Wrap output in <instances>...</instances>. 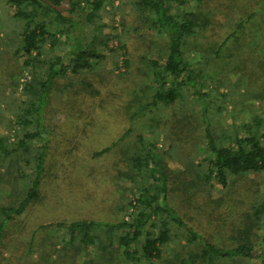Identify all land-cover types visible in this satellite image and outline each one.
Segmentation results:
<instances>
[{
    "label": "trees",
    "instance_id": "obj_1",
    "mask_svg": "<svg viewBox=\"0 0 264 264\" xmlns=\"http://www.w3.org/2000/svg\"><path fill=\"white\" fill-rule=\"evenodd\" d=\"M48 1L56 6L63 2ZM105 1L70 0V9L59 12L42 0H2L5 6L14 8L11 19L21 20L23 26L20 32L10 34L0 44V56H6L7 51H10L11 55L22 58L18 68L10 65V61L0 59V116L16 113L20 133L17 142L0 137V166L6 167L9 174V169H19L21 162L26 167L32 165V168L27 169L31 177H25L23 173L20 176H24L26 182L22 198L0 206V244L8 225L22 215L28 206L40 201V186L46 170L44 163L57 162L58 149L49 147L48 138L36 148L27 143L52 135L44 119L45 110L51 106L48 100L53 92L64 94L67 89L68 93L69 89L75 87L72 84L59 87L58 78L90 72L105 59L97 49L95 36V39L92 38L85 44L75 39L66 64L62 56L53 52L61 49L65 42H61V38L68 36L69 29L75 26L80 28L83 24L95 25L101 17L99 12L104 10ZM193 1L195 4L188 11L181 10L184 0L134 1V11L139 22L148 25L157 36H165L166 47L161 52L164 58L150 61L144 71V75L148 74L154 81L155 88H150L153 90L152 94L145 97L147 100L144 104L138 102L137 112L130 117H136L145 111L153 112L161 104L169 107L177 101L183 89L193 90L192 93L196 94V82L201 77L215 83L204 73L205 60L202 59V54L205 56L208 50L203 46H195L194 41L198 37L208 38L219 49L225 44V100H229L232 106L233 121L245 113L251 114L253 109L257 112L251 101L258 103L262 114H251L238 125L233 122L223 137L215 136L210 121L206 116L202 118L204 157L199 163L193 160L185 162L186 168L180 173V180L170 177L166 166L162 167L160 161L156 160L152 151L143 143L141 135L134 142L128 143L126 139L131 130H126L117 143L122 149V159L119 162H129V171L124 174L135 190L134 197L128 202L131 212L127 218L114 224L77 220L39 226V230L66 232L68 239L63 248L65 251L73 249L75 252L72 257L59 258L62 264H78L77 255L87 247L96 250L97 257L81 264H154L155 260L161 258L165 245L178 236L185 240V245H180L181 249L191 248L190 251L196 253L190 252L185 258L174 253V261L170 264H215L216 260H231L234 263L256 260L259 264H264V231L260 236L256 233L264 226V198L250 204H238L232 197L236 194L232 192L234 187L231 185L234 180L238 181L248 174L264 173V0H225L224 13L221 4L215 0ZM73 14L83 21H74L67 16ZM222 28H225V38L216 37L212 40L214 35L207 36V33H215ZM15 38L17 44L11 51ZM109 40L110 38H106L105 42L100 43L107 44ZM119 47L123 49L124 45L120 44ZM109 50L117 52L115 48ZM241 50L245 51L239 54ZM195 53L200 57L193 66L190 57ZM123 64L127 68V62ZM22 72L28 73L30 78L20 88L23 99H16L14 93L19 89V84L14 78ZM229 74L237 75L236 86L226 84L229 82ZM91 86L86 83L81 89H91ZM243 88L246 90L244 95L240 94ZM3 89H8L9 94L4 93ZM198 93L195 96L204 97L199 91ZM70 94L74 97L79 95L75 90H71L68 95ZM3 102L7 103L5 110L1 108ZM72 108L71 115L77 114V104H72ZM185 121L184 126L187 128L195 124L189 119L180 120L182 124ZM124 148H127V154ZM110 149L107 147L94 156ZM194 149L192 145V150ZM185 175H195L197 179L188 180ZM212 179H217L228 191L224 215L213 220L219 229L225 228L222 231L225 230V238L229 242L225 248L211 243V235L207 238L201 236L187 222L191 221V217L181 215L167 201L170 194L181 191L183 204L186 202L185 205L198 216L207 210L208 213L212 210L213 215L215 208L222 207L224 199L204 201L199 205L190 201L191 198H208L209 191L213 188ZM198 216H194L196 220H199ZM113 246L119 249V254L113 251Z\"/></svg>",
    "mask_w": 264,
    "mask_h": 264
},
{
    "label": "rangeland",
    "instance_id": "obj_2",
    "mask_svg": "<svg viewBox=\"0 0 264 264\" xmlns=\"http://www.w3.org/2000/svg\"><path fill=\"white\" fill-rule=\"evenodd\" d=\"M134 1L106 0L104 10L99 12L101 17L96 21V27L83 24L80 28L75 26L69 29L68 36L61 38V42L65 40L61 49L58 48L53 52L62 56L66 64L70 59L68 52L75 39L85 44L90 39H95V36L97 49L105 59L96 64L90 72H83L78 76L68 74L64 79L58 78L59 87L72 84L75 87L69 89L68 93L75 90L79 95L77 97L68 95V89L64 94L53 92L51 99L48 100L53 106L48 107L44 114L45 124L52 135H45L27 143L28 146L36 148L48 138L49 147L53 149L57 147L59 156H56L57 162L44 163L46 170L40 186V201L28 206L22 215L8 225L0 244V264H62L59 258L74 256L73 249L65 251L63 248L68 239L64 230H39L38 227L41 225L77 220L114 224L128 217L131 212V209H128V202L134 197L135 190L124 174L129 171V162H119L122 159V149L117 143L126 130H131L126 139L128 143L134 142L137 136L141 135L143 143L152 151L156 160L160 161L162 167L166 166V172L170 177L180 180V173L186 168L185 162L193 160L199 163L204 157L202 118L206 116L210 121L215 136L223 137L233 122L238 125L251 114H262L258 103L251 101L257 112L253 109L251 114L245 113L233 121L232 106L229 100H225V44L219 49L216 43L208 38L198 37L194 41L195 46H203L208 50L205 56L204 53L202 54V59L205 60L204 73L215 82L211 83L210 80L202 77L196 82V90L204 97L195 96L199 94L198 91L193 94V90L183 89L177 101L169 107L161 104L153 112L145 111L136 117H130L137 112L138 102L144 104L147 100L145 97H148L149 93L152 94L153 90L150 88H155L154 81L148 74L145 76L144 71L150 61L164 58L161 52H164L166 47L165 36H157L148 25L139 22L134 11ZM184 1L181 7L183 11H188L195 4L193 0ZM215 2L221 4L224 13L225 0H215ZM13 13L14 8L5 6L0 0V44L1 41L7 40L10 34H16L22 29L21 20L11 19ZM67 16L74 21L80 19L81 22L83 21L75 14ZM213 35L212 40L216 37L225 38V28L215 33H207L209 37ZM106 38H110L107 44H101L100 42H105ZM13 40L15 42L11 44V51L17 44V38ZM120 44L124 45L123 49H119ZM110 48H115L117 52L112 53ZM244 51H239V54ZM199 57L198 53L191 55L193 66ZM0 59L10 61L9 64L17 68L22 62L21 57L11 55L10 51H7L6 56L1 55ZM125 61L127 68L123 64ZM227 77L229 82L226 84L237 85V75L229 74ZM29 78V74L25 72L15 76L14 80L19 84V89L14 93L16 99H23L20 88L29 81ZM86 83L92 85L91 89L82 90L83 84ZM8 89H3L4 93L9 94ZM245 92L243 88L240 94L244 95ZM72 104L78 106L75 115H71ZM1 108L5 110L7 103L3 102ZM17 119L16 113H5L0 116V137H7L10 142H17V137L20 135ZM186 119L194 121L195 124L185 127L186 121L182 124L180 120ZM107 147L111 148L108 152L94 156ZM124 149L127 154V148ZM31 166L26 167L21 162L19 169H9L10 174L7 173L6 167L0 166V206H6L22 198L26 182L24 176H20L22 173L25 177L30 176L31 173L27 169ZM185 176L188 180L197 179L195 175ZM211 184L213 188L209 191L208 198H191L190 201L199 205L204 201L216 202L224 199L222 207L215 208L213 215L212 210L210 213L207 210L198 216L185 205L186 202L183 204L181 191L170 194L167 201L178 213L191 217V221L187 222L201 236L207 238L211 235L209 238L211 243L225 248L227 244L229 245L225 238L227 234L225 230L222 231L225 228L219 229L220 227L213 220L224 215L225 197L228 196V191L217 179H212ZM231 185L234 187L232 192L236 194L232 197L238 204L243 202L250 204L264 198V173L248 174L238 181L234 180ZM194 216H198L199 220ZM263 231L264 226L256 233L260 236ZM180 245H185L184 238L181 236L173 238L162 249L161 258L155 260L154 264H170L174 261V253H179L181 258H185L190 252L196 253L190 251L191 248L181 249ZM112 249L116 254L120 253L115 246ZM80 251L76 257L78 264L97 257L96 250L91 247ZM215 264L259 263L256 260L240 263L216 260Z\"/></svg>",
    "mask_w": 264,
    "mask_h": 264
},
{
    "label": "water",
    "instance_id": "obj_3",
    "mask_svg": "<svg viewBox=\"0 0 264 264\" xmlns=\"http://www.w3.org/2000/svg\"><path fill=\"white\" fill-rule=\"evenodd\" d=\"M44 3H46L51 8L55 9L56 11L62 12L70 9V0H63L62 4L56 6L53 3H51L48 0H42Z\"/></svg>",
    "mask_w": 264,
    "mask_h": 264
}]
</instances>
